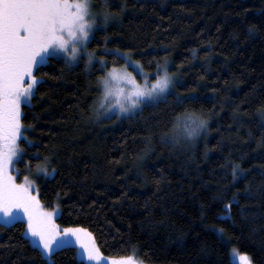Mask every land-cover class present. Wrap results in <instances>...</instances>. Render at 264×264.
Returning a JSON list of instances; mask_svg holds the SVG:
<instances>
[{
    "label": "trees",
    "instance_id": "16d2710c",
    "mask_svg": "<svg viewBox=\"0 0 264 264\" xmlns=\"http://www.w3.org/2000/svg\"><path fill=\"white\" fill-rule=\"evenodd\" d=\"M93 2L98 8L100 0ZM122 2L109 0V10ZM126 4L120 20L98 30L88 48L108 67L125 62L105 53V44L119 48L149 73L167 59L180 77L173 93L196 97L184 107L208 117L206 136L194 148L159 142L172 115L184 111L174 107L175 95L121 119H96L91 107L103 71L55 58L34 73L43 82L21 105L27 140L19 141L26 155L16 162L17 179L31 174L40 202L59 207L57 224L86 228L105 256L137 248L147 264H229L234 246L264 264V0ZM43 157L48 177L33 173ZM234 163L246 170L236 181ZM233 193L239 203L229 210L232 219L223 220ZM217 227L226 229L227 243L217 240ZM25 229L22 220L0 227V264H47ZM73 253L58 251L53 260L82 264Z\"/></svg>",
    "mask_w": 264,
    "mask_h": 264
},
{
    "label": "snow or ice",
    "instance_id": "6c2138e0",
    "mask_svg": "<svg viewBox=\"0 0 264 264\" xmlns=\"http://www.w3.org/2000/svg\"><path fill=\"white\" fill-rule=\"evenodd\" d=\"M94 7L93 0H0V216L4 219L0 227L13 224L22 213L26 217L25 231L33 238L29 242L36 245L34 250L47 264H55L53 257L58 251L69 249H74V259L78 257L82 264H143L136 258L137 248L130 249L132 254L127 256L105 257L93 234L86 228L65 227L61 230L53 219L56 210H45L38 196L33 194L35 181L25 175L23 181L17 183L9 170H14L15 163L26 155L18 143L21 139L27 140V129L21 121V105L25 101L30 102L35 88L43 82L34 73L57 57L72 65L80 59L81 53L87 57L86 66L97 63L100 71H104L107 61L104 58L96 60L95 51H88L87 45L98 30H106L111 22L120 20L127 4L124 0L118 10H109V0H100L96 11H93ZM253 31L254 27L250 28L249 34ZM104 51L114 59H123L125 65L137 71L144 82L138 83L126 69H109L104 77L97 80L101 96L91 107L96 119L132 115L147 104L156 106L169 102V95H175L174 107H184L186 102L197 99L173 93L178 81L169 72L167 59L156 61L155 71L145 73L143 65L132 60L128 52L119 48L108 49L106 44ZM152 63L149 61V65ZM121 81H126L128 87H115ZM261 115L264 117V106ZM171 125L169 131L159 133L162 145L186 141L194 148L197 139L206 136L209 128L206 115L189 111L187 107L182 113L172 115ZM33 158L41 160L38 152L33 154ZM48 166L49 158L43 157L42 162L37 163L35 174L50 176ZM31 167L30 162L25 164L26 170L31 171ZM245 172L239 163H234L233 181ZM245 195H249L247 189ZM233 203H239L237 193H233L232 200L225 204L226 211L221 219H232L229 210ZM244 211L241 208L242 214ZM215 233L218 241L227 243L224 227L215 228ZM237 255L240 264H253L249 255L238 254L235 248L229 253V264H235Z\"/></svg>",
    "mask_w": 264,
    "mask_h": 264
},
{
    "label": "rangeland",
    "instance_id": "374dc122",
    "mask_svg": "<svg viewBox=\"0 0 264 264\" xmlns=\"http://www.w3.org/2000/svg\"><path fill=\"white\" fill-rule=\"evenodd\" d=\"M96 10H97V8H93V11H96ZM87 49H88V51H93V50L89 49L88 46H87ZM57 58H60V57H57ZM100 58H104V59L107 61V59H106L105 57H100V56H97V55L95 54V59H96V60H99ZM86 59H87V57L84 56L83 53H81V54H80V59H79L76 63L82 62V64L84 65L85 70H87L88 72H91V71L93 70L94 67L100 69V66H99V64H97V63H92L90 66H86V64H85ZM132 60H133V59H132ZM76 63H74V64H76ZM113 67L117 68L118 70H119V69H122V68H123V69H126L127 72H128V73H131V75L136 79V81H137L138 83L143 84V82H144V81H143V78H142L140 75L137 74V71H135L132 67H129V66L125 65V63H124L122 66H110V67H108V66L106 65V67H105V69H104L102 75H101L99 78L104 77L105 74L108 72V70L111 69V68H113ZM143 70H144V69H143ZM144 72H145V73H149V72H147V71H145V70H144ZM169 72H170V71H169ZM170 73H171V72H170ZM171 74H173V73H171ZM173 75H174V74H173ZM174 77H175V79H176L178 82L180 81V77H179V76H177V75L175 76V75H174ZM154 79H155V77H153L152 80H154ZM115 87L127 88V87H128V84H127L126 81H121V82H117V84L115 85ZM98 96H99V97L101 96V92H100V91H99V95H98ZM25 103H28V101H25L23 104H25ZM137 111H138V110H137ZM137 111H136V112H137ZM136 112H135V113H136ZM128 116H130V115H128ZM124 117H127V116H125V115H121V117H119L118 119H121V118H124ZM18 143H19V142H18ZM9 170L12 171L13 176H15L16 179H17L16 163H15V165H14V170H13V168H10ZM35 170H36V168H35ZM35 170H34V172H33L34 174H35ZM24 176H25V175H24ZM24 176H22L20 179H17V183L22 182ZM27 176H29L30 179L34 180V179L32 178V176H31V174H27ZM34 181H35V180H34ZM34 188L36 189V184H34ZM33 194H34V195H37V191L35 190ZM41 205H42L43 208H44L45 210H47V211H52L53 209L56 210L55 213H54V215H53V219H54L55 222H56V218H57V216H58V214H59V207H58L57 205H54L52 208H46L42 203H41ZM16 220H22V221L25 223V226H26V217H24L22 213H21V215H20ZM0 223H4V219H3L2 216H0ZM56 224H57V222H56ZM57 225H58V224H57ZM58 226H59V225H58ZM59 227H60V229L62 230V229L65 228V227H74V226H59ZM26 235H27V237L29 238V241L33 239V238L30 236L29 233H26ZM32 244H33V243H32ZM33 245H35V244H33ZM35 246H36V245H35ZM233 248H235V247H234V246H230L229 253L231 252V249H233ZM235 249H236V248H235ZM236 250H237V249H236ZM237 253H238V254H245V253H241V252H239L238 250H237ZM131 254H132V253H131ZM129 255H130V254H129ZM126 256H127V255H126ZM105 257H109V256H105ZM136 258H137L138 260H140L139 257H138L137 255H136ZM234 259H235V264H240L238 255H237ZM143 264H147V263H144V262H143Z\"/></svg>",
    "mask_w": 264,
    "mask_h": 264
}]
</instances>
